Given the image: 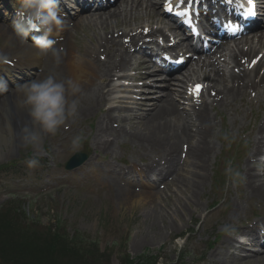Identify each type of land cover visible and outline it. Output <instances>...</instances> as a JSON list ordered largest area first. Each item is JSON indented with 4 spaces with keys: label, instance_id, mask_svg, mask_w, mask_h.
Here are the masks:
<instances>
[{
    "label": "rangeland",
    "instance_id": "1",
    "mask_svg": "<svg viewBox=\"0 0 264 264\" xmlns=\"http://www.w3.org/2000/svg\"><path fill=\"white\" fill-rule=\"evenodd\" d=\"M94 33V28L80 27L76 39L90 48ZM247 99L238 101L235 108L216 107L210 111L215 124L211 141L216 148L201 196L193 200L200 210L194 211V205L186 203L179 216L168 219L172 228L162 236L144 218L148 207L141 201L132 205L123 202L109 173L112 169L118 173L141 166L145 163L143 151L133 142H124L111 153L92 146V134L101 112L70 121L67 128L46 137L38 153L19 144L12 148L1 146L0 167L8 169H0V212L9 211L0 217V264H234L226 256L211 255L224 237L223 226L216 222L227 213V205L237 194V186L225 175L223 187L215 191L213 172L217 166L227 174L224 152L239 151L253 141L250 131L263 118L264 103L248 104ZM3 118L0 112V125H4ZM77 135L83 138V145L92 151V156L81 169L68 172L63 165L82 149H73L71 141ZM242 153L233 166L238 177L242 176L250 149ZM33 156L40 165L29 168L26 160ZM131 180L135 184L132 189L140 187L135 175H131ZM142 183L148 186L152 181L142 179ZM172 189L176 191L177 187ZM218 201L216 208L206 210L207 205L210 208ZM9 204L17 206L12 209L18 212L7 208ZM162 205L159 201L158 210ZM26 220L30 223L26 224ZM188 232L187 240L175 241ZM214 237L217 244L212 246Z\"/></svg>",
    "mask_w": 264,
    "mask_h": 264
},
{
    "label": "bare ground",
    "instance_id": "2",
    "mask_svg": "<svg viewBox=\"0 0 264 264\" xmlns=\"http://www.w3.org/2000/svg\"><path fill=\"white\" fill-rule=\"evenodd\" d=\"M258 1L260 6H264V0ZM9 2L11 5L17 7V9L19 6L21 7L19 0H9ZM127 5H130L129 10H124L123 6L126 7ZM156 6L157 3L154 0H126L120 3L119 8L111 13L90 14L89 18H80L78 16L79 24L97 30V33H94L92 47L89 49L79 47L78 55H76L73 52L71 44L73 34L68 28L63 30V43L57 44L56 47L59 48L62 45L61 63L59 64V74L63 75L61 78H72L81 86L79 116L89 117L96 110L102 111V115L98 119L94 131L92 145L109 151L120 141L133 142L140 150L148 151L146 156L149 157V163L146 164L145 171L157 174L158 181H161L165 185V189L169 182L162 181L167 176H170L172 183L176 185L177 191L170 194L166 193L164 189L163 192L165 193L161 195V191H159L157 186H152L154 188L149 190L144 188V191L139 194H134L127 189L123 197L125 203L128 205H132L136 201H144L143 204L151 207V209L148 208V211L145 212L144 218L152 228H156L157 235L162 236L172 228L168 219H175L179 216L184 211L183 206L186 203L192 204L191 202L194 198L200 197L201 190L205 186V167L215 150L210 136L211 131L214 129V124L209 114V108H212V105L225 107L229 103L232 104L238 99L247 96V92H255V98L261 97L260 99L264 100V72L258 80L256 77V74L259 73L257 70L261 71V66L264 68V57L256 65L254 64L251 67L243 66L242 72L244 73L238 76L228 73L227 75L218 77L219 74L222 75L230 70V64L234 66L238 61L243 59L248 64L252 55L258 53L260 50L262 51L261 46L264 45V34L256 38L255 45L251 40L245 39L241 43L243 44L241 47L246 49L245 51H243L239 44L235 45L234 50H231L229 53L228 61L218 63L215 69L210 68L207 71L205 68H202L194 73V64L189 63V67L184 73L177 76L176 80L173 77L167 79L168 81L166 80L165 82L156 81L149 91L155 93V98L152 99V96H147L144 101L136 104V111L143 112L139 118L144 116L136 126H130V122L135 121L137 115L133 112L132 108L127 106L124 98L111 97L113 88L110 81L116 77L118 71L127 68L129 70L131 63L135 60V56L130 55L131 53L128 51L129 46L121 41V37L123 35L124 37H128L130 33L135 32L133 25H136V23L142 24L143 22L147 23L151 21L158 24L154 33H157V30H159V36H162L163 28L167 27L170 37L177 39L176 47L188 50L186 47H183L184 42L179 38L181 37V33L174 29L173 26H170V24H166L164 22L165 19L159 18ZM10 16H8V19ZM12 23L9 21L6 27L0 24V36L5 41L8 39ZM124 25L127 29H121L122 33H118L115 36L113 34L115 27H124ZM146 27L150 29L149 26H142L141 31L143 32ZM139 35L141 34L138 33V35L131 37L129 45L136 44L141 38ZM79 44L83 45L81 42ZM101 57H103V60ZM11 60L17 61L18 66L38 65L42 69V73H37L33 79L43 78L50 74L48 72L50 69L49 65L53 63L51 56H40L30 45L17 49ZM206 63L209 66L211 65L210 62ZM149 67H151L150 62L143 60L137 66V70L143 68L145 73L141 74L139 72L135 76V79L139 78L146 81L150 77H153L154 72L150 69L147 70ZM10 77L13 76L11 75ZM195 78L198 79L197 83L203 81L207 85V88H205L207 98L202 100L198 107L191 105L188 111L181 110L175 98L183 96L184 86ZM15 88L8 87V89L12 90L11 94ZM11 94L6 99L0 97V105H3L6 101H10ZM107 102L111 106L106 107L105 104ZM0 108L3 109L2 112L5 116L2 120L4 125H0V147L12 148L14 144H17L10 143L12 131L17 130L18 122L23 121L25 115L20 111L9 113L4 107ZM114 114L117 117H114ZM9 120L11 121V129L8 127ZM121 123L127 124L128 128L123 127ZM253 131L255 135L260 136L257 141L253 142V149H251L250 156L254 158L264 148V125H258ZM180 143L186 144L187 147L186 158L179 165L177 151ZM155 154L165 159V166L160 168L159 162L152 159L151 156ZM119 174L121 176L124 172H119ZM144 175L146 174L144 173ZM244 177L246 195L249 194L251 198L257 199L261 205L259 210H263L264 215V178L259 177L255 168L250 167L248 163L244 165ZM171 194L175 195L172 196ZM173 197L176 199L175 202H173ZM156 199L163 204L160 210L157 208ZM196 209L197 205L195 206ZM240 214L241 205L235 202L230 211L218 220V223L222 226L225 224L234 226L236 232L233 234H240L246 237L249 242H259L260 239L255 223L240 227L235 225ZM261 220L263 222L260 221V224L264 226V219ZM158 223L160 225L157 228ZM246 249L244 244L236 242L232 235L227 234L220 243L219 250H215L211 255L213 258L227 256L228 258H232L234 262L245 261L246 264H264V248L261 253L257 252L258 254L253 256L246 253L244 256L241 255V257L237 255L246 252ZM251 259H253V263H250Z\"/></svg>",
    "mask_w": 264,
    "mask_h": 264
},
{
    "label": "clouds",
    "instance_id": "3",
    "mask_svg": "<svg viewBox=\"0 0 264 264\" xmlns=\"http://www.w3.org/2000/svg\"><path fill=\"white\" fill-rule=\"evenodd\" d=\"M19 3L21 7L16 12L8 39L0 45V65L8 63L14 52L26 45H30L40 56H51L54 65H59L61 50L56 47V35L65 27L60 10L61 0H19ZM8 91L7 83L0 79V96ZM80 93L81 86L76 80L58 78L55 74L17 85L10 101L0 105L9 113L20 111L25 115V119L18 122L17 130L12 131L10 143L31 148L33 153L42 151L46 137L55 136L67 128L70 121L78 118ZM8 127L11 129L10 120ZM71 143L74 150H79L83 146V138L74 136ZM26 164L29 168H36L40 161L33 156L26 160ZM227 171L232 172V169L229 167ZM221 231L232 235L236 228L225 224ZM238 239L243 241L245 237Z\"/></svg>",
    "mask_w": 264,
    "mask_h": 264
},
{
    "label": "snow or ice",
    "instance_id": "4",
    "mask_svg": "<svg viewBox=\"0 0 264 264\" xmlns=\"http://www.w3.org/2000/svg\"><path fill=\"white\" fill-rule=\"evenodd\" d=\"M166 7L168 8V10L169 11H171V9H172V5L170 4V3H168V4H166ZM180 15H185L186 13L185 12H180L179 13ZM203 86L202 85H196L191 91H192V94H194V95H199V92H200V90H201V88H202Z\"/></svg>",
    "mask_w": 264,
    "mask_h": 264
}]
</instances>
